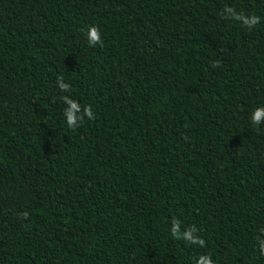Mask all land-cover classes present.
Listing matches in <instances>:
<instances>
[{
	"label": "trees",
	"instance_id": "16d2710c",
	"mask_svg": "<svg viewBox=\"0 0 264 264\" xmlns=\"http://www.w3.org/2000/svg\"><path fill=\"white\" fill-rule=\"evenodd\" d=\"M261 105L264 0H0V264H264Z\"/></svg>",
	"mask_w": 264,
	"mask_h": 264
},
{
	"label": "clouds",
	"instance_id": "9594fccd",
	"mask_svg": "<svg viewBox=\"0 0 264 264\" xmlns=\"http://www.w3.org/2000/svg\"><path fill=\"white\" fill-rule=\"evenodd\" d=\"M256 22L257 18L252 17L248 23L249 26H252ZM86 35L90 45L95 46L98 43H102V33L98 26H89ZM57 86L62 93H67L70 91V85L63 79V77L60 78ZM62 100L63 103L67 105L63 112L65 122L69 128L75 129L81 118L84 116H87L89 119L94 118L91 107H84L82 109L81 104L77 100L71 98L70 95L62 96ZM250 120L253 125H260L264 123V105L254 108L250 114ZM172 233L174 235L181 236L187 242L198 244L200 246L205 244V241L196 234L197 229L195 226L181 231L180 221L175 219L173 220L172 224ZM261 247L264 248V244H261ZM196 264H214V261L209 255H201L196 261Z\"/></svg>",
	"mask_w": 264,
	"mask_h": 264
}]
</instances>
